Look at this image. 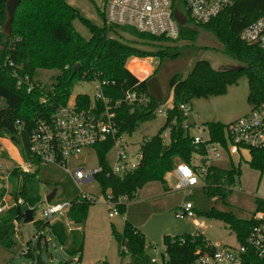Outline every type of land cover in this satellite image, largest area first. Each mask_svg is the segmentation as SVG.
I'll return each mask as SVG.
<instances>
[{"label":"trees","instance_id":"16d2710c","mask_svg":"<svg viewBox=\"0 0 264 264\" xmlns=\"http://www.w3.org/2000/svg\"><path fill=\"white\" fill-rule=\"evenodd\" d=\"M8 0H0V20L4 26L7 16L5 5ZM106 2L107 0H103ZM103 2V3H104ZM173 8H183L182 0H172ZM97 26L83 18L81 14L68 5L65 0H21L12 23L11 35L1 34L0 39V138L7 137L19 149L24 159H29L30 135L37 118L47 117L66 105L74 83L99 80L106 82L104 95L110 99L115 122L120 134L131 137L142 124L156 119V111L161 103L150 96L147 90V79L141 81L126 67L132 59L161 58L168 51L148 52L126 42L121 34H128L140 41L141 45L153 46L154 43L176 42L184 40L195 42L199 31L213 36L221 45L223 52L243 64L241 68L217 71L206 61L198 62L186 79L173 76L169 81L172 103L168 107L166 122L157 135L140 143L142 155L138 168L123 176H114L106 164V156L114 143L108 141L94 148L99 168L95 181L101 187L103 195L116 202L127 196V202L135 198L139 191L151 183H160L166 187L165 176L174 171L178 163H184L198 170L206 169L204 189L209 199L225 200L236 184L239 170H224L217 166L197 167L193 164L194 155H205L203 146L196 148L192 138L183 128L186 118L180 106L189 104L194 99L218 97L227 87L237 84L242 77L249 83L251 104L259 103L264 98V58L261 50L254 45H247L239 38L241 31L250 23L264 15V0H235L216 19L208 24H195L186 15L180 27V36L176 40L152 37L129 29H115L104 24ZM80 19L88 28L91 37L85 40L73 28V22ZM12 64V66H10ZM77 66L80 70L74 75ZM58 70L60 75L46 90L34 80L37 70ZM28 82H25V79ZM19 81L21 84L19 85ZM128 93L137 94L136 102H122ZM80 106H88L90 99L86 95L76 97ZM121 102L119 108L115 103ZM17 122L21 124L19 129ZM209 134L210 143L226 145L225 127L220 123L204 125ZM169 130V140L165 142L163 134ZM248 164L264 172V150L248 149ZM38 162V161H36ZM39 172L21 175L13 170L15 179H20L18 190L26 202L24 208L14 207L7 215L0 217V239L13 232L14 223L24 219V209L35 207L41 200L34 194L32 185ZM167 190V189H166ZM97 199L78 197L72 201L67 220L73 228L68 230L64 222L36 221L38 230H47L70 256H78L81 262L85 236L77 228L82 227L88 217L91 205ZM256 211H264V201L257 202ZM125 205L117 208L124 213ZM198 215V214H197ZM206 216L225 224L235 235L240 245L246 246V240L254 221L238 219L233 213L211 209ZM114 237L120 246V257H130L129 264H142L146 250L145 237L127 221L121 233L113 230ZM164 247L167 259L164 264H192L198 253L211 252L212 248L202 234L185 237H166ZM27 244L25 256L36 261V252L40 248H31ZM250 263L257 264V257L251 252ZM97 264H108L99 262Z\"/></svg>","mask_w":264,"mask_h":264},{"label":"rangeland","instance_id":"374dc122","mask_svg":"<svg viewBox=\"0 0 264 264\" xmlns=\"http://www.w3.org/2000/svg\"><path fill=\"white\" fill-rule=\"evenodd\" d=\"M68 5L76 9L83 18L91 23L102 26L103 20L100 12L103 10V0H65ZM179 10L184 13L180 6ZM74 30L85 40H89L91 34L80 19L73 22ZM126 42L148 52L168 51V55L161 58L132 59L127 62V69L141 81L147 79V90L152 98L164 106L172 103V93L169 89V81L173 76H181L186 79L200 61L210 63L217 71L237 69L242 63L226 55L220 43L210 34L199 31L195 42L178 40L176 42L154 43L153 46L141 45L140 41L128 34H121ZM138 63L136 69L132 64ZM60 75L58 70L40 69L35 73L34 80L39 82L46 90H51L52 85ZM143 76V77H141ZM95 81H83L74 83L72 94L68 102H73L76 97L86 95L90 101L95 100L97 94ZM249 83L246 77H242L237 84L227 87L226 92L218 97L194 99L190 102L192 112L188 121L197 127L205 128L210 123L228 125L246 115L252 110L249 100ZM196 115V117H194ZM166 117L157 114L152 122L142 124L140 128L128 137L127 159L135 161L140 143L145 139H151L164 127ZM207 131V129H206ZM191 134L196 132L191 131ZM206 136V132L203 133ZM167 142V141H165ZM4 148L0 157V163L11 166L20 163L19 149L8 139L0 138V150ZM17 152L19 151L18 155ZM225 154V153H224ZM222 153V158L207 166H217L224 170L236 168L239 177L236 184L231 187V194L225 200L209 199L204 189V177L198 176V184L191 193L173 191L176 181L173 171L165 176L170 189L160 183H151L129 202H125V211L109 218V204L103 195L101 187L94 181L90 184L79 185L72 174L59 165L45 164L39 171L38 178L33 182L32 188L35 195L43 199L47 193L57 190L53 203L71 202L84 193L97 202L90 206L88 217L83 225L85 242L81 262L78 256L67 254L59 242L47 230H38L34 223H14L13 232L0 239V264H35L24 255V247L30 243L31 248H40L36 255L41 256L44 264H129V256L120 257V246L114 237L113 230L121 233L126 221L137 229L146 240V250L142 264H164L167 259L164 238L193 236L197 233L191 220L178 219L176 212L186 204H192L198 213L197 219L205 223L206 228L200 233L211 244L236 245L237 239L228 227L220 221L209 219L206 214L211 209L233 213L238 219H249L256 211L258 201H264V172L253 169L249 164V152L243 151L242 157L231 158ZM9 156V160L5 157ZM8 158V157H7ZM117 159V151L113 148L106 156V164L111 167ZM193 164L202 167L201 158L194 155ZM68 169L96 171L99 168L96 152L92 148L85 149L80 155L68 161ZM13 182V178L11 180ZM123 200L122 198L120 199ZM41 209V208H40ZM34 216L35 222L40 220L41 211ZM64 222V218L52 221ZM153 260H156L154 263Z\"/></svg>","mask_w":264,"mask_h":264},{"label":"built area","instance_id":"2783aa9c","mask_svg":"<svg viewBox=\"0 0 264 264\" xmlns=\"http://www.w3.org/2000/svg\"><path fill=\"white\" fill-rule=\"evenodd\" d=\"M234 2L235 0H182L184 13H181L180 10L173 8L172 0H107L104 2L102 13L107 27L119 30L129 29L152 37L176 40L180 36L181 25L187 19L186 15L195 24H208ZM2 33L3 24L0 20V39ZM239 38L247 45L257 46L264 58V15L247 25L241 31ZM94 81L97 83V94L95 100L88 106H80L75 99L57 108L52 115L35 120L30 135L29 159L21 156L20 163L12 167L0 163V217L7 215L14 207L24 208L27 205L18 190L20 179H15L13 170L25 175L39 172L41 166L45 164L59 165L72 174L79 185L90 184L95 181V175L99 170L72 171L68 169V161L80 155L85 149H94L108 141L114 143L113 148L117 151L116 162L110 167L112 175L123 176L138 168L142 155L138 151L135 161L127 159V148L130 145L128 136L120 134L111 101L103 93L106 82ZM25 82H28L27 78ZM18 84L20 85L21 82L19 81ZM138 99L137 94L128 93L122 102L133 103ZM120 105L121 102H116L114 106L119 108ZM252 106L248 115L226 125L224 128L226 145L210 143L208 131L188 121V117L194 114L191 106L189 104L180 106L179 109L186 118L183 128L191 136L192 144L196 148L203 146L205 149V155L199 156L201 162L210 165L220 160L222 153L230 158L232 156L241 158L245 150H264V98ZM167 112L168 107L161 104L156 115L163 114L166 117ZM16 125L19 129L21 128L19 122ZM191 131L196 134H191ZM204 132H206L205 137ZM162 138L164 141L169 140V130L163 134ZM205 172L204 167L196 171L187 164L178 163L173 171L176 181L173 191L191 193L198 184V176H203ZM12 178L13 182H11ZM46 197L44 199L40 197V202L33 207L35 214L40 208V211L42 210L39 221L52 222L64 218L69 228L67 214L72 201L57 204L51 201L48 204L45 201ZM80 197L94 199L84 193H81ZM106 200L109 204V218L112 219L118 215L117 206L127 202V196L120 197L116 202H112L110 197ZM176 217L191 220L197 234H201L200 231L206 228L205 223L197 219V212L192 204L188 203L180 208L176 212ZM251 219L254 224L248 234L246 246L238 242L231 246L209 242L212 251L198 253L192 264H247L251 261V252L257 257V264H264V211L253 212ZM22 252H27L26 246ZM153 262L155 263L156 260Z\"/></svg>","mask_w":264,"mask_h":264},{"label":"water","instance_id":"95a60500","mask_svg":"<svg viewBox=\"0 0 264 264\" xmlns=\"http://www.w3.org/2000/svg\"><path fill=\"white\" fill-rule=\"evenodd\" d=\"M21 0H8L6 5H5V12L7 16V20L3 26V33L7 36L11 35L12 32V23L15 17L16 10L18 6L20 5ZM80 70V66H77L73 72V75ZM57 194V190L51 191L50 194L46 197L45 201L46 203H51V201L54 200L55 196ZM34 214H35V208L31 209L26 207L24 209V219L23 223L24 224H32L34 223ZM34 253H36V250L34 249ZM35 264H44L41 256L36 255V261Z\"/></svg>","mask_w":264,"mask_h":264},{"label":"crops","instance_id":"0c3cea01","mask_svg":"<svg viewBox=\"0 0 264 264\" xmlns=\"http://www.w3.org/2000/svg\"><path fill=\"white\" fill-rule=\"evenodd\" d=\"M138 63H136V62H134L133 64H132V69H136V66H138L137 65ZM141 77H143V76H141ZM3 150H4V148H2L1 150H0V152H3ZM15 151H16V153H17V155H18V153H19V151L17 152V150L16 149H14ZM1 156H3V154L1 153L0 154V157ZM19 156H20V160L22 159V157H21V154L19 153ZM5 157V156H4ZM8 157V158H7ZM10 159V157L9 156H6L5 157V160H9ZM11 160V159H10ZM12 166H14L13 165V163H12V160H11V167ZM175 179V178H174ZM166 180V179H165ZM170 189V187L168 186V182H167V180H166V189ZM143 190V189H142ZM51 192H48L47 193V196H48V194H50ZM198 214V213H197ZM66 221H65V219H64V223H65ZM69 223V222H68ZM70 231L73 229L71 226H70V224H69V228H68ZM77 230H80L81 232H84V230H83V226L82 227H80V228H77Z\"/></svg>","mask_w":264,"mask_h":264},{"label":"flooded vegetation","instance_id":"af4514ba","mask_svg":"<svg viewBox=\"0 0 264 264\" xmlns=\"http://www.w3.org/2000/svg\"><path fill=\"white\" fill-rule=\"evenodd\" d=\"M51 192V191H50Z\"/></svg>","mask_w":264,"mask_h":264}]
</instances>
